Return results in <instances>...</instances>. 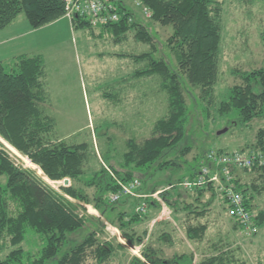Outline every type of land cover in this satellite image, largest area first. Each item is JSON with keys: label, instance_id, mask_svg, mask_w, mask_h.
I'll return each instance as SVG.
<instances>
[{"label": "trees", "instance_id": "trees-1", "mask_svg": "<svg viewBox=\"0 0 264 264\" xmlns=\"http://www.w3.org/2000/svg\"><path fill=\"white\" fill-rule=\"evenodd\" d=\"M116 2L119 18L100 27L109 30L116 40L131 30L136 39L149 45L146 51L127 55L134 60H144L143 67L134 74L159 76V86L166 93L167 111L154 121L148 137L139 142L132 137L126 140V149L116 165L101 163L86 175L87 144L66 142L51 136L54 119L41 106L46 98L43 56L39 53L17 55L9 71L0 61V135L28 156L48 178H68L67 184L59 185L61 192L58 193L35 177L32 171L16 166L0 148V174L5 175L4 184L0 183V264H117L114 247L96 237L104 223L99 216L86 214L84 203H91L106 218L115 210L116 202L124 201L125 204L131 198L160 207L161 203L151 195L125 194L109 201L108 194L118 190L115 177L124 181L144 180L151 174L150 170L177 164L176 158H167L170 152L182 155L189 149L188 145L181 144L189 119L182 76L199 88L200 99H206V104L211 101L218 78L225 0H141L150 9L152 21L170 26L171 31L164 43L173 54L176 67H171L163 54L155 55V36L149 25L137 19L122 3ZM20 11L24 12L30 26L38 27L61 17L65 3L64 0H0V29ZM69 22L73 29L87 27L93 30L88 19L78 14H73ZM239 76L241 81L232 84L228 94L218 100L217 111L223 114L236 110L240 123L253 117H264V65L241 70ZM256 147L264 149V129L257 131ZM252 169L257 172L249 180L241 181L236 176L233 180L253 212L252 224L259 227L264 225V206L254 208L253 199L257 195L264 199V164ZM196 173L192 171L188 178L192 179ZM181 181L182 178H177L158 191L173 213L181 197ZM141 187L137 190L144 193ZM170 187L175 194L170 195ZM204 188L214 189L210 182L197 186L191 190L198 193L195 198ZM156 190L153 188L147 194ZM181 203L185 235L191 241L202 239L207 223L193 222L191 217L204 214L208 208L189 201L181 200ZM226 206L229 208L228 204ZM79 209L83 214H78ZM143 216L147 214L123 208L115 212V218L108 219L110 222L117 220L122 237L128 245L135 246L141 244L143 238L130 230V226ZM233 224L241 229L236 221ZM82 232L78 239L76 235ZM31 234L36 237L33 244L24 245ZM157 237L161 241L171 240L166 231ZM125 246L116 243L118 248ZM213 248L215 252L194 261L191 250L165 256L161 246L146 241L140 246L139 255H133L127 264H249L232 251L221 250L216 245Z\"/></svg>", "mask_w": 264, "mask_h": 264}, {"label": "rangeland", "instance_id": "rangeland-1", "mask_svg": "<svg viewBox=\"0 0 264 264\" xmlns=\"http://www.w3.org/2000/svg\"><path fill=\"white\" fill-rule=\"evenodd\" d=\"M122 3L133 12L137 19L147 23L154 33L157 51L155 55L163 54L171 67H176L173 54L165 45L164 40L169 35V25H160L146 15L142 6L133 0H115ZM65 13V11H64ZM21 16L28 22L23 11H20L14 23L9 28L21 27ZM58 21V29L53 35L48 34L47 43L38 50L44 59L43 86L45 101L41 103L44 111L54 119L51 136L66 142H85L87 144V159L84 165L85 174L102 163L116 165L126 149V140L130 137L141 141L150 135L154 121L167 111L166 93L159 86L157 74L137 75L135 70L143 67L144 60H134L127 53H139L148 50L147 43L136 39L133 31H126L124 36L116 40L109 30L100 27L101 24L91 23L93 30L87 27L73 29L69 18ZM29 24V23H28ZM7 29L0 30V38ZM54 37L51 41L50 37ZM19 39L5 41L0 44V60L9 71L11 58L8 55L15 49V44L28 42L29 34H21ZM24 43V42H23ZM32 43V42H31ZM10 57V55H9ZM264 65V0H225L222 13L221 41L218 55V78L210 103L199 98V88L189 84L185 77L181 80L184 87L186 103L189 109V119L185 137L181 144L189 149L182 155L170 152L167 158H176L177 164L150 170L151 174L140 180L144 193L153 188L158 190L167 187L168 182L177 178L183 180L195 170L198 171L199 161L205 151L245 150L255 147L258 129H264V117L257 116L245 123L237 120V111L220 114L216 105L219 99L228 94L229 87L239 83L241 70H248ZM0 148L12 162L25 170H31L48 187L61 192L63 179L52 181L36 164L22 159L20 153L11 143L0 135ZM18 152V153H17ZM197 170V171H196ZM257 171L237 169L232 174L241 181L249 180ZM67 178V177H66ZM5 175L0 174V183L4 184ZM68 183V182H67ZM214 188V187H213ZM172 187L170 195L175 194ZM180 200L177 209L166 201H159L160 207L148 204L143 216L138 222L131 224V229L141 235L142 243L135 246L127 244L121 235L115 218L119 209H135L141 203L136 198L116 202L114 211L108 213V218L102 216L91 203L86 204V214L99 216L104 223L96 232V237L115 249L116 263L127 264L133 255H139V249L146 241L162 247L165 256L174 252L191 250L194 261L201 256L221 250L241 256L249 264H264V225L256 227L252 232L234 226L235 221L226 201L218 191L204 188L198 198V193L185 187L179 188ZM206 191V192H203ZM213 192V193H211ZM158 196V193H157ZM161 196H158L160 198ZM183 198L191 204H204L207 211L199 216L191 217L193 222L205 221L207 228L200 240L191 241L184 233L182 203ZM253 207L264 206V199H253ZM83 214L81 209L78 210ZM143 212V213H144ZM142 214V213H141ZM234 220V221H233ZM166 231L170 241H161L158 234ZM83 235H76L79 239ZM34 235H28L24 245H32ZM125 244V248L116 247V243Z\"/></svg>", "mask_w": 264, "mask_h": 264}, {"label": "built area", "instance_id": "built-area-1", "mask_svg": "<svg viewBox=\"0 0 264 264\" xmlns=\"http://www.w3.org/2000/svg\"><path fill=\"white\" fill-rule=\"evenodd\" d=\"M133 1L137 5L142 6L146 15L151 14L150 9L145 6L141 0ZM64 3V14L69 19L73 14H78L90 20L91 23L103 24L108 21H115L119 18V13L116 11V4L112 0H64ZM22 159L27 160L29 163H33L26 155H24ZM263 164L264 149L262 148L256 147L249 151L210 149L205 152L200 159L198 171L195 176L192 179H184L180 184L187 189H193L210 182L214 189L221 193L226 199L230 212L234 220L241 226V229L252 232L256 230V227L252 224L253 212L246 205L242 192L237 188L233 180L234 175L232 172L237 169L251 170L253 166H260ZM37 166L38 165H36V167ZM115 180L119 187L117 191L108 194L109 201H114L125 194H130L134 196L151 195L162 202V199L158 198L159 195L157 196L158 191H154L150 194L138 192L137 189L140 186V180L138 178L124 181L115 177ZM146 208L147 203L141 201L136 211L138 213H143ZM78 214L80 215V212H78Z\"/></svg>", "mask_w": 264, "mask_h": 264}, {"label": "crops", "instance_id": "crops-1", "mask_svg": "<svg viewBox=\"0 0 264 264\" xmlns=\"http://www.w3.org/2000/svg\"><path fill=\"white\" fill-rule=\"evenodd\" d=\"M16 17V16H15ZM15 17L2 29H7V33L5 34V36L2 38H0V44L5 42V41H13V40H17L18 41H22L21 39H19L21 34H29L30 37V44L28 42L23 41L22 45L21 44H15L14 46V50L11 52L10 57L8 55L7 60L9 61V59L11 58V65H14V60L15 57L17 55L20 54H27V55H31V54H36L39 53L41 54L38 50H40L41 48L44 47V45L47 43V38H48V34L53 35V32H55L56 29H58V21H61L62 18H65L64 16H61L59 18H57L56 20H53L49 23L43 24L41 26L38 27H32L30 26V24H28L29 22H24V18H22L21 16V27H15V28H9L11 27V25L14 23L15 21ZM51 41L55 42L54 40H52L54 37H50ZM32 42V43H31ZM2 61V60H0ZM3 62V61H2ZM197 171V170H196ZM206 192V191H203ZM198 195V194H197ZM200 195V193H199ZM224 198V197H222ZM185 201H190L188 199L183 198Z\"/></svg>", "mask_w": 264, "mask_h": 264}, {"label": "water", "instance_id": "water-1", "mask_svg": "<svg viewBox=\"0 0 264 264\" xmlns=\"http://www.w3.org/2000/svg\"><path fill=\"white\" fill-rule=\"evenodd\" d=\"M63 182H64V184H67V182H68V178H63Z\"/></svg>", "mask_w": 264, "mask_h": 264}, {"label": "bare ground", "instance_id": "bare-ground-1", "mask_svg": "<svg viewBox=\"0 0 264 264\" xmlns=\"http://www.w3.org/2000/svg\"><path fill=\"white\" fill-rule=\"evenodd\" d=\"M161 190V189H160ZM160 190H156V191H160ZM145 194V193H144ZM158 195H159V192H158ZM145 196H147V195H145Z\"/></svg>", "mask_w": 264, "mask_h": 264}]
</instances>
